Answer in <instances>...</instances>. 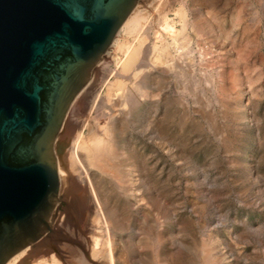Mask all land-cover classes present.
<instances>
[{"label":"rangeland","instance_id":"rangeland-1","mask_svg":"<svg viewBox=\"0 0 264 264\" xmlns=\"http://www.w3.org/2000/svg\"><path fill=\"white\" fill-rule=\"evenodd\" d=\"M142 15L136 36L119 38L140 44L137 64L125 73L121 51L105 53L95 91L68 118L58 169L83 197L70 159L73 142L106 139L110 123L122 122L142 186L135 183V199L123 211L125 229L114 236L119 262L204 264L208 255L210 264H264V0H147ZM184 25L181 41H173L172 31ZM157 45L169 53L163 61L156 60ZM116 80L121 88L110 85ZM141 117L147 131L134 124ZM103 183L113 191V176ZM59 199L53 231L57 218L68 220L70 213L60 191ZM78 217L70 232L86 233L82 256L97 264L89 259L93 232L83 231V212ZM103 228L94 236L106 238ZM41 247H32L21 264L70 261Z\"/></svg>","mask_w":264,"mask_h":264},{"label":"water","instance_id":"water-1","mask_svg":"<svg viewBox=\"0 0 264 264\" xmlns=\"http://www.w3.org/2000/svg\"><path fill=\"white\" fill-rule=\"evenodd\" d=\"M137 0H0V264L48 228L53 139Z\"/></svg>","mask_w":264,"mask_h":264},{"label":"bare ground","instance_id":"bare-ground-1","mask_svg":"<svg viewBox=\"0 0 264 264\" xmlns=\"http://www.w3.org/2000/svg\"><path fill=\"white\" fill-rule=\"evenodd\" d=\"M139 1L140 0H137L135 2L133 8L130 10L127 16L123 19L118 29L113 34L111 41L108 47L106 48V50L99 57L97 62L92 66L91 72L89 76L87 77L86 83L76 93V95L70 102L69 106L67 107V110L61 121L60 127L53 139L51 154L53 156V160L55 163L57 190L55 194V212L52 216V221L50 225L42 233V235L38 237V239L35 242L30 243L24 248H22L20 251H18L13 256H11L4 264H21V261L24 259V256L33 255L32 247L33 248L39 247L38 249H40L41 246L45 247L48 251L50 249L51 250L55 249V250L60 251L61 255L63 256L65 255L67 260H70L68 262L69 264H89L87 261H85V259L83 258L84 256H82V252H81V249L85 247L87 243L86 239H84V235L86 233L83 232V234L81 235L75 233L76 234L75 235L73 232H72L73 234L70 232L72 227L73 228L75 227L78 229V220H79L78 216L80 212H83V214L86 216L85 219H83V221L81 220L83 224L82 226L84 228V230L83 229L81 230L86 231L87 234L90 231L93 232L92 233L93 235L91 234L92 236H91V239L89 240V242L92 241L91 242L92 247L91 245L89 246L91 247L90 249L88 247L89 255H90L89 259H91L94 262L95 261L99 262L97 264H110V263L111 264H121L119 262V259L121 258V254L120 252H118L117 241L116 239H114V236H116L119 233H122L125 229L124 220L122 218L123 211L125 210L127 202L128 201L131 202L132 198H134V194L132 192L136 189L135 183L139 181L142 186V180L137 179V175H135V173L138 174L137 171L134 172L132 170L133 164H131L130 161H132L134 154L132 156L131 154L132 152L130 150H127L129 146H127L126 144L127 141L122 135V124L123 123L116 121V120L112 121L108 129L104 130L106 139L103 138L101 140V139H96L94 137L93 139L91 138L89 140H83L80 136L79 137L77 136L76 141L73 142L72 147H71L72 150L70 154V159L72 160L73 165H76L77 167L76 174L78 173V176H79L78 179H80L81 181V186L79 187L84 188V189H81V191L83 192L82 194H84L83 197L79 196V193L77 194L75 187L72 186L73 181L71 179V176L68 175V178L66 179L64 176V172H62V169L60 167L58 169L57 161H59L60 163L64 155V154H61V155L59 154L61 153L59 151L60 150L59 144H60V139L62 137V134L65 131L69 130L68 118L72 115L73 111H75L77 107L85 103L87 101V98L90 97L92 93L95 91L96 89L95 85L97 83L96 82L97 80H95V74H96L95 70L98 69L99 70L98 72L104 71V67H102L103 66L102 63L104 61L103 57L107 54L109 49L121 51L123 58H124V60L121 63V67H122L121 71L125 73L127 71L129 72V70H131V68L135 65L137 59H139L138 57L141 54V50L139 49L141 47V46L139 47L140 44L138 45V47H130L128 45H124L120 43L121 40L119 39L121 35H124V36L131 35L132 36V34H134L136 36V34L138 33V30H140V23L145 18L144 15H142V2L144 1L147 2V0H141L140 2ZM185 26L186 25L183 26V30L178 31V32L171 30L173 41L178 42L179 39L183 38V35H184L183 32L184 30H186L184 29ZM197 27L198 26H196V28ZM160 46L158 45L156 47L153 46V52L158 54V57L156 58V60H159V56H160V58L162 59L160 61H163V58H166L165 55L168 52L165 49V47L163 48ZM165 50L167 53L165 52ZM160 63L163 64V62H160ZM142 64L140 63L136 65L134 71L138 70L142 66ZM119 77L123 78L121 76ZM126 78L128 79V77ZM110 85L117 87V88H121L122 82L120 80H116L113 84H110ZM138 118L140 119V116ZM144 119L142 118V120H136L134 124L139 129L141 130L144 129L145 131H147L146 129H147L148 124H145ZM155 127L157 128V125H155ZM155 130H154V133H155ZM135 157H137V155ZM97 172L99 176L95 175V173ZM109 176H113V182L115 183L114 185L115 187L113 191L108 190L107 187L103 183L104 178L109 177ZM148 184L149 183H147V185ZM72 188L75 190V193H76L75 195H73L72 193L73 191ZM146 189L151 190L148 188ZM59 191L62 194L63 200L64 201L68 200L70 213L67 215L68 220L66 218L65 219H61L59 217L57 218V221L55 224L56 226L53 231V224H54V220L56 218L57 212H58V205L60 202ZM119 192L121 194H118ZM118 197L125 199V203L124 201L122 202L118 200L119 199ZM89 220L91 221V223L88 225ZM98 224H102L101 226L104 227L102 232H104L106 238H103L102 236H97L98 234L94 236V234L100 232L98 231V229L101 226L98 227ZM59 241H63L64 243L59 242ZM83 241L84 243L82 244ZM26 261L27 260H24V262ZM203 261H204V264H210L208 255L205 256ZM54 263L60 264L59 261L58 262L54 261ZM123 264H124V261H123Z\"/></svg>","mask_w":264,"mask_h":264}]
</instances>
